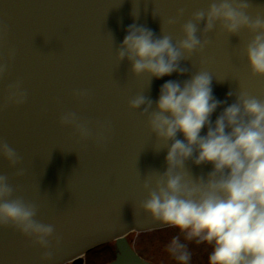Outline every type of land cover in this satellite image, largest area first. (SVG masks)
I'll use <instances>...</instances> for the list:
<instances>
[{
	"label": "water",
	"instance_id": "water-1",
	"mask_svg": "<svg viewBox=\"0 0 264 264\" xmlns=\"http://www.w3.org/2000/svg\"><path fill=\"white\" fill-rule=\"evenodd\" d=\"M214 2L220 0H0V146L15 153L10 160L0 151V177L10 189L0 203L30 206L33 219L52 229L41 242L11 221L0 224V264L81 262L113 240L117 256L109 264H150L126 235L170 226L143 205L166 186L171 145L187 143L182 133L165 140L151 126L162 86L210 78L217 107L202 136L228 107L240 105L243 114L242 97L264 103V75L254 73L247 55L264 29L233 33L219 21L207 29ZM229 2L251 22L264 21V0ZM189 22L199 41L191 52L180 48ZM134 27L170 39L181 53L177 71L158 79L135 73L127 55L121 59ZM138 97L145 103L133 107ZM69 113L74 121L63 122ZM198 154L193 146L172 175L190 185L219 179L213 164L196 163Z\"/></svg>",
	"mask_w": 264,
	"mask_h": 264
},
{
	"label": "clouds",
	"instance_id": "clouds-1",
	"mask_svg": "<svg viewBox=\"0 0 264 264\" xmlns=\"http://www.w3.org/2000/svg\"><path fill=\"white\" fill-rule=\"evenodd\" d=\"M239 8L247 7L240 4ZM203 19V13L196 20ZM219 21L229 32L242 27L253 31L264 29V21L251 22L243 11L237 10L229 0L214 2L207 13V29ZM186 38L180 48L191 52L199 41L195 26H184ZM120 57L126 55L133 61V70L140 74L148 72L156 78L177 71L180 51L170 39H154L151 31L132 28L123 41ZM247 55L254 73L264 75V34L257 35L248 46ZM211 80L206 74L196 76L183 88L174 82L165 83L157 102L158 113L151 120L153 130L165 140H173L182 133L187 143L175 140L167 155L170 170L166 186L152 192L143 207L153 217L166 224L189 230V238L197 236L214 248L209 256L210 264H264V103L242 97L240 105L228 107L217 119L215 128H208L201 135L209 117L217 107L213 100ZM145 103L143 97L133 101V107ZM168 115L165 116L164 114ZM244 114L250 119L245 122ZM75 117L69 113L63 122L70 123ZM230 128V132H226ZM198 148L197 164L211 163L219 179L207 185H190L172 175V168L182 166ZM0 151L14 160L15 153L6 145ZM227 170V175L224 174ZM163 183V182H161ZM10 189L0 177V200L9 195ZM35 210L23 203H0V224L12 222L25 233L38 234L41 242L48 236L51 227L37 223ZM171 250L176 258L187 261L189 256L181 251L183 245L173 240Z\"/></svg>",
	"mask_w": 264,
	"mask_h": 264
},
{
	"label": "rangeland",
	"instance_id": "rangeland-1",
	"mask_svg": "<svg viewBox=\"0 0 264 264\" xmlns=\"http://www.w3.org/2000/svg\"><path fill=\"white\" fill-rule=\"evenodd\" d=\"M188 232L189 230L168 226L146 232L132 231L127 238L133 247L153 264H210L209 256L214 243H209L202 236L189 238ZM173 240L183 245L181 251L188 254L187 261L176 258L178 253L171 250Z\"/></svg>",
	"mask_w": 264,
	"mask_h": 264
},
{
	"label": "flooded vegetation",
	"instance_id": "flooded-vegetation-1",
	"mask_svg": "<svg viewBox=\"0 0 264 264\" xmlns=\"http://www.w3.org/2000/svg\"><path fill=\"white\" fill-rule=\"evenodd\" d=\"M116 252L114 243L102 245L86 253L82 262L70 261L64 264H107L116 257ZM145 259L152 263L149 259Z\"/></svg>",
	"mask_w": 264,
	"mask_h": 264
}]
</instances>
